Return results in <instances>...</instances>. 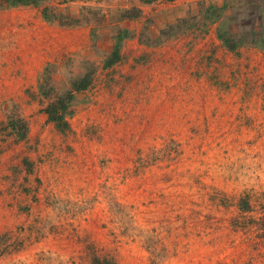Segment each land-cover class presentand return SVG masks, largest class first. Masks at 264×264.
<instances>
[{
  "label": "rangeland",
  "instance_id": "rangeland-1",
  "mask_svg": "<svg viewBox=\"0 0 264 264\" xmlns=\"http://www.w3.org/2000/svg\"><path fill=\"white\" fill-rule=\"evenodd\" d=\"M186 3L0 0V264H264V0Z\"/></svg>",
  "mask_w": 264,
  "mask_h": 264
},
{
  "label": "trees",
  "instance_id": "trees-1",
  "mask_svg": "<svg viewBox=\"0 0 264 264\" xmlns=\"http://www.w3.org/2000/svg\"><path fill=\"white\" fill-rule=\"evenodd\" d=\"M38 1L40 0H11V4L28 5L31 3H37ZM219 37L223 39L225 45L231 50H235L239 46V42H241V40L238 42V40L232 37V34L229 32L220 33ZM118 46L119 44L115 47L108 59L109 65L119 59L120 51ZM90 84L91 76L89 74H85L80 78L72 80L69 89L59 95H56L55 98L45 107L48 119L54 122L59 129L68 130L70 128L69 115L72 114L71 103L74 100L76 93L87 88ZM42 87L43 86L41 85V88ZM8 125L12 131L19 134L21 139L26 137L28 129L26 120L21 117H17L16 119L11 118L9 119ZM20 126L22 127V131L18 133ZM244 202L245 208H249V201L246 200ZM96 261L97 264H116L115 262L109 261L107 258L102 259L98 257L96 258Z\"/></svg>",
  "mask_w": 264,
  "mask_h": 264
},
{
  "label": "crops",
  "instance_id": "crops-1",
  "mask_svg": "<svg viewBox=\"0 0 264 264\" xmlns=\"http://www.w3.org/2000/svg\"><path fill=\"white\" fill-rule=\"evenodd\" d=\"M173 1H176V0H173ZM177 1H180V4H182L181 8H183L182 10H186L190 7V4L189 3H186V0H184L185 4L183 5V1L181 0H177ZM182 2V3H181Z\"/></svg>",
  "mask_w": 264,
  "mask_h": 264
}]
</instances>
